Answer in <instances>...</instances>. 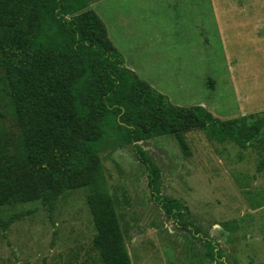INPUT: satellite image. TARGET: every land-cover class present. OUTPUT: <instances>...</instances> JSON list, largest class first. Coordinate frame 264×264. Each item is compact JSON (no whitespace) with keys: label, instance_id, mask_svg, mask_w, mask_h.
I'll list each match as a JSON object with an SVG mask.
<instances>
[{"label":"rangeland","instance_id":"374dc122","mask_svg":"<svg viewBox=\"0 0 264 264\" xmlns=\"http://www.w3.org/2000/svg\"><path fill=\"white\" fill-rule=\"evenodd\" d=\"M87 8L122 66L171 105L200 106L219 121L264 116V0H96ZM3 103L0 147L18 132ZM217 129L185 132L187 156L170 136L139 142L158 169V193L185 208L176 223L152 201L132 146L102 148L130 264H216L205 256L207 238L226 264H264V169L256 171L264 148ZM14 215L0 228V264H95L83 190L64 192L51 212L38 202L0 207V221Z\"/></svg>","mask_w":264,"mask_h":264},{"label":"trees","instance_id":"16d2710c","mask_svg":"<svg viewBox=\"0 0 264 264\" xmlns=\"http://www.w3.org/2000/svg\"><path fill=\"white\" fill-rule=\"evenodd\" d=\"M93 1L0 0V98L18 130L0 147V207L38 202L51 212L64 192L83 190L92 261L130 264L102 148L132 146L152 201L176 223L185 208L158 193V169L139 142L170 136L187 156L184 133L213 127L222 139L264 148V116L219 121L200 106L171 105L122 66L103 23L87 8ZM263 169L264 154L256 171ZM16 218L0 221V228ZM204 241L205 256L226 264Z\"/></svg>","mask_w":264,"mask_h":264},{"label":"crops","instance_id":"0c3cea01","mask_svg":"<svg viewBox=\"0 0 264 264\" xmlns=\"http://www.w3.org/2000/svg\"><path fill=\"white\" fill-rule=\"evenodd\" d=\"M106 30V29H105ZM106 36H107V33H106ZM110 41V40H109Z\"/></svg>","mask_w":264,"mask_h":264}]
</instances>
